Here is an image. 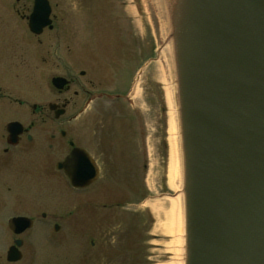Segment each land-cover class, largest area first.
Segmentation results:
<instances>
[{
	"label": "rangeland",
	"instance_id": "374dc122",
	"mask_svg": "<svg viewBox=\"0 0 264 264\" xmlns=\"http://www.w3.org/2000/svg\"><path fill=\"white\" fill-rule=\"evenodd\" d=\"M49 2L54 10L51 17L54 28L46 30L41 37L30 40L27 34L29 32L27 21L21 16H28L32 0L21 2L0 0V51L5 53L11 47H17L26 56L29 50L31 52L35 48L43 54L42 56L49 51L51 66L47 68L43 62L37 65L38 71L40 69L48 73L47 80L58 76L67 78L69 71L78 75L80 70H84L88 72L85 80L95 83L94 87L86 86L87 89L110 94L118 93L123 84L116 86L111 80L109 84L99 85L100 75L93 71V65L87 59L95 50L85 49L83 54H80V59L74 48L84 45L86 48H99V51H102L105 44L111 47L116 44L120 52L128 48L131 62H128L129 65L126 67V70L129 67L128 73L122 75V80L134 74L136 86L132 91V98L137 105L142 106V121L136 112L120 108L119 113H116L118 109L109 105L103 113L101 112L100 117L92 106L82 117L84 119L79 120L80 122L75 121L65 126L71 134L79 138V144L90 149V152L99 158L100 168V179L79 194L68 193L65 203L62 195L53 194V210L69 216L68 257L77 260L76 256L83 255L90 264H94L101 255L106 256L105 261L110 257L111 264H168L172 262L170 260L172 256L165 251L164 244L170 239L159 230L157 209L169 198L181 194L185 196L187 187H182L181 191L177 192L171 190L167 182L168 123L171 108L166 92L169 84L172 87V84L176 85V81H166L168 78L166 70L163 73L166 60L162 49L177 38L174 36L175 29L165 34L167 24L173 25V18L176 21L179 19L186 21L193 10L194 2L189 3L186 0H49ZM224 3L225 0L221 4ZM201 4L204 5V2ZM96 5H99V14L103 16L100 19L101 23L112 28V30L102 28L98 35L92 33L93 29L91 32L89 30L92 28L91 25H94ZM216 11L224 14L222 8L216 7L211 10L212 13ZM244 15L245 18L242 20L251 37L245 12ZM54 16L56 17L53 18ZM120 25L121 31L116 29ZM115 29L129 40L127 48L122 46ZM28 47L32 49L28 50ZM58 48L63 52L69 49V55H63V58L65 56V59L67 58L68 70L57 65L61 56L59 53L56 54L60 52ZM148 58L154 59V62L150 63ZM101 62L104 64L106 60L102 58ZM110 62L111 64L108 61L112 65L114 57ZM140 66L143 67L141 72L144 71L145 74L136 76L137 67ZM19 71L20 77L16 83L19 91L27 92L32 89L31 86H35L34 93L40 95L44 89L41 86L43 82L33 71V66L20 65ZM71 94L70 91L63 97L68 98ZM52 95L55 98L57 94L53 92ZM98 118H101V125L98 124ZM98 126L102 128L100 131ZM76 211L79 215L75 214ZM76 216L82 218L80 220L82 225L78 230L71 231L72 224L77 222L74 220L78 218ZM60 248L61 246H58L57 255L62 254ZM257 249L258 247L255 251ZM255 251L248 264H264V250L258 251L261 253L258 257H262V261L256 258ZM182 259L183 262L186 261L187 252H184Z\"/></svg>",
	"mask_w": 264,
	"mask_h": 264
},
{
	"label": "water",
	"instance_id": "95a60500",
	"mask_svg": "<svg viewBox=\"0 0 264 264\" xmlns=\"http://www.w3.org/2000/svg\"><path fill=\"white\" fill-rule=\"evenodd\" d=\"M186 1L193 10L172 21L174 36L193 45L208 83L198 88L189 71L176 82L188 181L186 264H248L264 238V0H237L240 19L228 0ZM216 7L224 14L212 13ZM50 14L48 0H36L31 31L40 34ZM66 84L53 79L57 89ZM66 171L77 188L98 177L84 150L74 151Z\"/></svg>",
	"mask_w": 264,
	"mask_h": 264
},
{
	"label": "flooded vegetation",
	"instance_id": "af4514ba",
	"mask_svg": "<svg viewBox=\"0 0 264 264\" xmlns=\"http://www.w3.org/2000/svg\"><path fill=\"white\" fill-rule=\"evenodd\" d=\"M21 1L23 0H17V2ZM35 3L36 0H32L28 16H21L27 21L29 30L27 34L30 40L39 38L46 30L54 28L51 18L54 10L49 2L51 24L44 27L40 34L31 31L30 17ZM99 8V5H96L94 25L89 28L90 32L93 29L92 33L96 35L105 27L106 30H112L107 24L101 23L100 19L103 16L99 14ZM121 28L120 25L116 29L121 31ZM116 29L115 32L119 34L122 46L127 48L129 40L125 35L126 40ZM30 48L28 47V50ZM75 49L80 59V54H83L85 49L95 50L93 51L95 53L87 59L93 65V71L100 75L99 85L109 84L113 80L116 86L123 84V88H120L118 93L92 92L86 87L95 85L94 81L85 80L88 72L80 70L79 74L75 75L72 70V73L67 72L69 73L67 78L55 77L63 78L67 82L60 90L53 86L54 78L47 80L48 73L37 69L40 62H43L47 68L51 66V52L47 51L45 56H42L43 54L35 48L31 52L29 50L26 56L17 47H11L5 53L0 51V264H90L83 255L76 256L77 260L68 257L69 216L66 213H58V210L54 211L52 201L53 194H60L65 203L68 193L79 194L94 185L100 179L99 158L93 155L90 149L79 144V138L71 134L65 126L75 121L80 122L92 106L100 117H102L101 112L103 113L108 105L117 108L116 113H119L120 108H126L136 112L139 117L142 115V106L137 105L132 98V91L136 86L134 74L122 80V75L128 73L129 67L126 70L128 62H131L130 49L120 52L116 44L112 47L105 44L102 51H99V48H86L84 45L75 47L74 51ZM57 50L60 52L56 54L61 55L58 58V67H66L64 70H68L65 57L69 55V49H65L64 52L59 48ZM63 55L66 56L63 58ZM112 57L114 62L110 65ZM102 58L106 60L104 64L101 62ZM153 62L154 59L150 60V63ZM20 65L33 66V71L43 82L41 86L44 89L41 90L40 95L34 93L35 86H31L32 89L27 92L19 91L16 83L20 77ZM140 67H137L136 76L145 74L144 71L141 72L143 67ZM70 91L72 92L70 97H63ZM53 92L57 94L55 98ZM97 121L101 125V118ZM98 128L99 131L102 129L99 126ZM76 150H84L98 170L97 179L84 188L75 187L66 171L68 159ZM75 214L79 215V212L76 211ZM74 220L77 222L72 224L71 231L78 230L82 225L81 217ZM58 246H61V255H57ZM97 259L95 263H112L110 257L108 261H105L106 256L102 255Z\"/></svg>",
	"mask_w": 264,
	"mask_h": 264
},
{
	"label": "bare ground",
	"instance_id": "6f19581e",
	"mask_svg": "<svg viewBox=\"0 0 264 264\" xmlns=\"http://www.w3.org/2000/svg\"><path fill=\"white\" fill-rule=\"evenodd\" d=\"M189 1H199V0H189ZM230 5L235 8L236 16L240 19L242 13L239 12V6L237 0H228ZM180 20V19H179ZM173 22L175 19L173 18ZM177 22V21H176ZM167 24V28L164 29L165 34L170 32L171 29H175L176 26ZM177 29V28H176ZM177 32V30H176ZM164 53L165 70L167 73V80L172 81L182 76L186 71L191 72L194 77L196 86L199 88H207L208 83L205 77V69L199 57L196 56L193 49V45L186 44V41L182 39H175L170 41L162 49ZM167 64V65H166ZM163 71V70H162ZM163 81H165V75L162 76ZM180 85L169 84L166 98L168 100L169 108H171V113L168 123V144H169V158H168V168H167V182L168 186L173 191H181L182 187H187L188 181L186 179L185 172V162L186 156L184 150V137L180 128L179 121V95ZM158 210L159 216V230L163 235L169 237V242L164 244L165 251L171 254L170 260L172 262L168 264H186L183 262L182 258L184 256V246H187V228H186V196L178 195L177 197L169 198L166 202H162ZM185 238V239H184ZM264 239L259 243L256 252V258L258 251L264 250ZM258 252V253H257ZM262 261V257H258Z\"/></svg>",
	"mask_w": 264,
	"mask_h": 264
}]
</instances>
